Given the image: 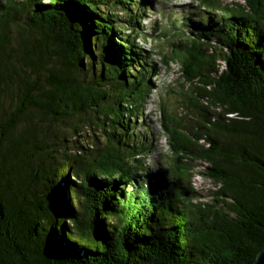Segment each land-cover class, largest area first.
<instances>
[{"label":"trees","instance_id":"1","mask_svg":"<svg viewBox=\"0 0 264 264\" xmlns=\"http://www.w3.org/2000/svg\"><path fill=\"white\" fill-rule=\"evenodd\" d=\"M244 1L184 16L161 54L184 112L161 106L170 163L153 171L143 112L160 67L137 42L151 1L0 0V264H253L264 0ZM199 164L209 194L192 186Z\"/></svg>","mask_w":264,"mask_h":264},{"label":"rangeland","instance_id":"2","mask_svg":"<svg viewBox=\"0 0 264 264\" xmlns=\"http://www.w3.org/2000/svg\"><path fill=\"white\" fill-rule=\"evenodd\" d=\"M150 1L148 4L150 3L151 5L147 12L150 19L147 24L148 30L146 31H151V33L140 37L137 42L139 45L152 51L153 58L157 62L158 67H160L158 76L155 78L156 86L151 92L143 112L146 118L145 122L148 124L147 132H151V129L153 131V138L156 140L154 151L148 154L146 159V163L149 160L150 162L147 164L154 171L161 166L160 162L164 166L170 163V152L162 124L161 106L165 105L180 115L184 112L181 101L185 96L182 81L178 79L179 75L177 74L179 64L173 61L170 62L168 67H165L162 64L161 54H169L171 45L180 38H183L180 31H183L184 26L182 27V23L184 16L197 17L198 15H207V13L213 12L211 15L214 18H218L219 13L226 11L224 6L238 7V5L244 4L245 1L217 0L220 2L221 7H216L215 9L205 8L202 0ZM146 17H144L142 25L148 20ZM70 121L72 120H68V124L62 128L69 138L73 135L69 127ZM139 123H142L141 120H139ZM138 131L146 132L141 126H139ZM202 170L203 166L201 164L195 167L191 183L195 190L209 194V191L214 189L215 184L208 176L201 173ZM211 199L209 197L204 201H210Z\"/></svg>","mask_w":264,"mask_h":264},{"label":"water","instance_id":"3","mask_svg":"<svg viewBox=\"0 0 264 264\" xmlns=\"http://www.w3.org/2000/svg\"><path fill=\"white\" fill-rule=\"evenodd\" d=\"M253 264H264V248L258 253Z\"/></svg>","mask_w":264,"mask_h":264}]
</instances>
